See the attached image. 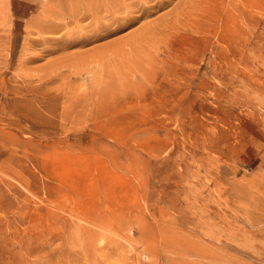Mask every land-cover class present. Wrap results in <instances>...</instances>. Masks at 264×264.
Returning a JSON list of instances; mask_svg holds the SVG:
<instances>
[{
  "label": "rangeland",
  "instance_id": "374dc122",
  "mask_svg": "<svg viewBox=\"0 0 264 264\" xmlns=\"http://www.w3.org/2000/svg\"><path fill=\"white\" fill-rule=\"evenodd\" d=\"M115 1L0 0V250L264 264V0Z\"/></svg>",
  "mask_w": 264,
  "mask_h": 264
},
{
  "label": "bare ground",
  "instance_id": "6f19581e",
  "mask_svg": "<svg viewBox=\"0 0 264 264\" xmlns=\"http://www.w3.org/2000/svg\"><path fill=\"white\" fill-rule=\"evenodd\" d=\"M125 1V0H124ZM127 1V0H126ZM135 1V0H134ZM137 1V0H136ZM144 1V0H143ZM195 1V0H194ZM115 2H118L117 0ZM123 2V1H122ZM162 2V1H161ZM160 2V3H161ZM193 2V1H192ZM124 3V2H123ZM133 3V1H132ZM139 3V2H138ZM199 3V2H198ZM131 4V3H130ZM193 4V3H192ZM191 4V5H192ZM212 4V3H211ZM125 4H123L122 6L124 7ZM190 5V4H189ZM190 5V6H191ZM117 6V5H116ZM126 6V5H125ZM128 7H126L125 11H128L129 9H131V5H127ZM203 6V5H202ZM148 7V6H147ZM145 7V8H147ZM117 8V7H116ZM192 8V6H191ZM118 9V8H117ZM196 9V8H195ZM124 10V9H123ZM185 10V9H184ZM191 10V9H190ZM220 10V9H219ZM201 10H199L200 13ZM192 12V11H190ZM187 13V12H186ZM211 14V13H210ZM180 15V14H177ZM186 15V14H185ZM213 15V14H212ZM188 16V15H187ZM186 16V17H187ZM175 17V16H174ZM177 17V16H176ZM181 17V16H180ZM185 17V18H186ZM190 17V16H189ZM192 17V16H191ZM215 17V16H214ZM197 18V17H196ZM175 19V18H174ZM179 19V18H178ZM190 19V18H188ZM194 19V18H193ZM176 20V19H175ZM183 20V19H182ZM185 20V19H184ZM214 20V19H213ZM216 20V18H215ZM180 21H178L179 23ZM202 22H203V17L200 15V20L196 23V25L198 27L202 26ZM214 22V21H213ZM218 22V20H217ZM168 23V22H167ZM176 23V22H175ZM206 23V22H205ZM211 23V22H209ZM209 23H207L206 25H210ZM213 24V23H211ZM62 25V24H61ZM165 25V24H164ZM172 25V24H171ZM174 25V24H173ZM177 25V24H175ZM175 25L173 27H175ZM189 25V24H188ZM214 25V24H213ZM167 26V25H166ZM170 26V25H168ZM192 26V25H191ZM205 26V25H204ZM172 27V26H170ZM233 27V26H232ZM166 28V27H165ZM168 28V27H167ZM40 29V28H39ZM236 29V28H235ZM175 30V28L173 29ZM189 30V29H188ZM197 30V29H196ZM203 30V29H202ZM209 30V29H208ZM213 30V28H212ZM226 30V29H225ZM229 30V29H228ZM166 31V30H164ZM171 31V30H170ZM216 31V30H215ZM39 32V31H38ZM168 32V30L166 31ZM174 32V31H173ZM208 32V31H207ZM212 32V31H211ZM214 32V31H213ZM212 32V33H213ZM224 32V31H223ZM234 32V31H233ZM160 33V32H159ZM165 33V32H164ZM163 33V34H164ZM175 33V32H174ZM168 33H165V35ZM223 34V33H222ZM235 34V33H234ZM162 35V34H161ZM164 35V36H165ZM200 35V34H199ZM222 36V35H221ZM161 37V36H160ZM230 37V36H229ZM220 38V37H219ZM226 39V38H225ZM233 39V38H232ZM162 40V39H161ZM159 41V40H158ZM224 41V39L222 40ZM230 41V39H229ZM29 42V41H27ZM25 42V44L27 43ZM144 42V41H143ZM163 42V41H160ZM147 43V42H146ZM177 43V42H176ZM230 43V42H229ZM148 44V43H147ZM161 44V43H160ZM165 44V43H164ZM169 45V44H168ZM172 45V44H171ZM231 45H232V41H231ZM155 46V45H154ZM177 46V45H176ZM172 47V46H171ZM168 48V47H167ZM165 49V48H164ZM231 52V49L229 50ZM234 52V51H233ZM169 53V52H168ZM175 54V53H174ZM173 55V53H172ZM170 57V56H169ZM176 57V55H175ZM180 57V56H178ZM192 58V57H191ZM88 60V59H87ZM183 60V59H182ZM156 63V62H155ZM74 65V64H73ZM90 65V64H89ZM77 66V65H76ZM92 66V65H91ZM154 68V67H153ZM168 68V67H166ZM143 69V68H142ZM151 69V68H150ZM20 70V69H19ZM182 70V69H181ZM24 71V70H23ZM169 71V70H168ZM179 71V70H178ZM177 72V71H176ZM175 72V73H176ZM139 73H143L140 72ZM168 73V72H167ZM56 74V73H55ZM149 75V74H148ZM129 75H127L128 77ZM140 76V75H139ZM145 76V74H144ZM170 76V75H169ZM174 76H176L174 74ZM173 76V77H174ZM126 77V78H127ZM141 78V77H140ZM168 78V77H167ZM128 79V78H127ZM148 79V78H147ZM106 80V79H105ZM142 80V79H141ZM100 81V78L97 77L96 78V83ZM143 81V80H142ZM130 82V81H129ZM48 83V82H47ZM104 84V83H103ZM128 84V83H127ZM132 84V83H131ZM100 85V84H98ZM108 87V86H107ZM133 88V87H132ZM130 88V89H132ZM27 90V89H26ZM134 90V89H133ZM14 91V90H12ZM111 91V89H110ZM132 91V90H131ZM44 92V91H43ZM134 92V91H133ZM37 93V92H36ZM107 93V92H106ZM112 93V92H111ZM129 93V92H128ZM135 93V92H134ZM33 94V93H32ZM41 94V93H39ZM54 94V93H53ZM130 94V93H129ZM104 95L103 93H101V96ZM35 96V95H34ZM109 96V95H108ZM54 97V96H53ZM120 98V97H119ZM123 98V97H122ZM34 99V98H33ZM32 99V100H33ZM37 99V98H36ZM35 99V100H36ZM51 99V98H50ZM19 100V99H18ZM31 100V98H30ZM121 100V99H120ZM125 100V99H123ZM137 100V99H136ZM24 101V99H23ZM111 101V100H110ZM118 101V100H117ZM117 101L115 103H117ZM127 101V100H126ZM131 101V100H130ZM28 102V100H27ZM52 102V100H51ZM114 102V101H113ZM112 102V103H113ZM16 103V100H15ZM46 103H50L46 102ZM109 103V102H108ZM120 103V102H118ZM18 103H16L17 105ZM20 104V103H19ZM26 104V103H25ZM30 104V103H29ZM23 105V104H22ZM27 105V104H26ZM104 105V104H103ZM19 106V105H18ZM25 106V105H24ZM39 106V105H38ZM37 106V107H38ZM51 106V105H50ZM113 105H111L112 107ZM116 106V105H115ZM114 106V107H115ZM42 107V106H41ZM44 108V107H43ZM42 108V109H43ZM48 108V106H47ZM45 109V108H44ZM49 109V108H48ZM52 109V108H50ZM109 109V107H108ZM41 110V109H40ZM42 111V110H41ZM51 111V110H49ZM40 112V111H39ZM38 112V114H39ZM47 112V111H45ZM36 113V112H35ZM53 113V112H52ZM47 114V113H46ZM49 115V112H48ZM39 118V117H38ZM51 118V117H49ZM48 118V119H49ZM54 119V118H53ZM85 219V218H84ZM90 219V218H89ZM86 222V221H85ZM77 224V223H76ZM75 224V226H76ZM82 224V223H81ZM86 224V223H85ZM96 223L91 222V221H87V225H94ZM102 223L99 224V226H101ZM83 225V224H82ZM86 227V226H85ZM77 228V227H76ZM76 231H78L77 229H75ZM75 233V232H74ZM39 234V233H38ZM58 234V233H57ZM56 235V234H55ZM75 235V234H74ZM74 235H69L72 238L74 237V239H77L79 242H82V245L78 248H72V247H66V239L59 237V236H47V235H43L42 238H40V245L38 246V248L36 249H32L30 251H28L27 253H23L22 250L21 252H13V248L17 247L22 248L23 246V242L25 241V237L23 236H15L12 239V243H13V247L11 248H7V249H2L0 250V264H96V259L95 257L101 253L102 251L108 250V247L105 246V244L107 242H111L112 239L104 234H97V232H93V231H88V230H81L80 232H78L75 236ZM33 236V235H32ZM31 236V237H32ZM8 238V237H7ZM11 238V237H9ZM68 238V237H67ZM70 238V237H69ZM56 240L59 241V245H55ZM28 241V240H27ZM30 241V240H29ZM37 242V241H34ZM68 242V241H67ZM72 242V241H71ZM33 243V241H32ZM77 244V242H74ZM113 243V242H112ZM28 244V243H27ZM81 244V243H80ZM70 245V244H69ZM75 245V244H74ZM31 246V245H30ZM33 246V245H32ZM76 247V246H75ZM112 247V246H111ZM23 249V248H22ZM30 249V248H29ZM112 249V248H111ZM27 250V249H26ZM25 251V250H24ZM100 256V255H99ZM102 256V255H101ZM109 256V255H108ZM122 260V259H121ZM123 262V261H122ZM121 262V263H122ZM120 264V263H119Z\"/></svg>",
  "mask_w": 264,
  "mask_h": 264
}]
</instances>
